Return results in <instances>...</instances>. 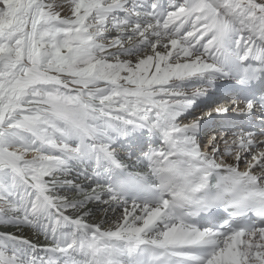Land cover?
Returning <instances> with one entry per match:
<instances>
[{
    "label": "snow or ice",
    "instance_id": "1",
    "mask_svg": "<svg viewBox=\"0 0 264 264\" xmlns=\"http://www.w3.org/2000/svg\"><path fill=\"white\" fill-rule=\"evenodd\" d=\"M0 264H264V0H0Z\"/></svg>",
    "mask_w": 264,
    "mask_h": 264
},
{
    "label": "bare ground",
    "instance_id": "2",
    "mask_svg": "<svg viewBox=\"0 0 264 264\" xmlns=\"http://www.w3.org/2000/svg\"><path fill=\"white\" fill-rule=\"evenodd\" d=\"M220 83V89H224V88H226V87H231L230 86V84H229V82H225V81H221V82H219ZM215 128V130H217V131H219V133L221 134V130L217 127V126H215L214 127ZM208 129L209 128H204L202 131H201V135H203L204 136V133L206 132V131H208ZM225 134H227V133H225ZM202 137V136H201ZM202 139V138H201ZM126 140H128L129 141V139H124V141H126ZM123 151H125V153L126 152H128V149H123ZM232 160V159H231ZM69 179H73L74 180V178L73 177H69ZM75 181H77V180H75ZM89 207H93L92 205H90ZM111 213L109 212L108 213V216L111 218ZM103 216H104V214L103 213H99V212H97L96 214H95V216H94V218H93V220H92V222H96V223H101L102 221H103ZM103 226L104 227H108V224L107 223H104L103 224ZM25 235H27V233H25ZM37 255L38 256H42V255H44L42 252H37Z\"/></svg>",
    "mask_w": 264,
    "mask_h": 264
},
{
    "label": "rangeland",
    "instance_id": "3",
    "mask_svg": "<svg viewBox=\"0 0 264 264\" xmlns=\"http://www.w3.org/2000/svg\"><path fill=\"white\" fill-rule=\"evenodd\" d=\"M223 135H225V134L222 131H221V134H220L219 131H217L215 129H211V130L206 131L204 133V136L202 135V139L201 140H202V142L204 144H206L208 142V140L210 138H212L213 136L220 137V136H223ZM226 135L228 136L229 140H231L232 135H230L229 133H227ZM219 148H220L221 153H223L224 149H225V145H224L223 142H221L219 144ZM234 155H235V153H233V156ZM221 158L228 159L229 161H231V159H232V157H218L217 159H221ZM241 167L243 168V165Z\"/></svg>",
    "mask_w": 264,
    "mask_h": 264
}]
</instances>
